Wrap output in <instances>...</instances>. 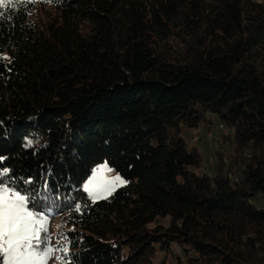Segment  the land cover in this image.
Instances as JSON below:
<instances>
[{
	"label": "trees",
	"instance_id": "trees-1",
	"mask_svg": "<svg viewBox=\"0 0 264 264\" xmlns=\"http://www.w3.org/2000/svg\"><path fill=\"white\" fill-rule=\"evenodd\" d=\"M8 15L0 167L75 228L74 264H264V1L37 0ZM212 116L232 151L206 174L183 128ZM105 162L128 183L92 203L82 186Z\"/></svg>",
	"mask_w": 264,
	"mask_h": 264
},
{
	"label": "snow or ice",
	"instance_id": "snow-or-ice-1",
	"mask_svg": "<svg viewBox=\"0 0 264 264\" xmlns=\"http://www.w3.org/2000/svg\"><path fill=\"white\" fill-rule=\"evenodd\" d=\"M36 2L37 0H0V19L11 18L8 12ZM2 59L4 57H0ZM32 146L33 141L27 140L25 147ZM4 159L0 157V164ZM112 171L105 162L93 169L83 184V191L92 203L107 199L117 188L128 183L119 174H105ZM20 180L25 185L33 184L30 177ZM44 189L48 190L47 183ZM48 199L49 197L41 198L38 190L29 192L27 188L19 189L12 169L0 167V264H48L54 256L60 264H74L73 254L70 252L72 241L68 232L75 231V228L53 234L49 231L53 213L37 210ZM82 210V205L76 203L74 211L80 213ZM62 227L63 225H57L58 229ZM53 239L56 240L55 244Z\"/></svg>",
	"mask_w": 264,
	"mask_h": 264
},
{
	"label": "rangeland",
	"instance_id": "rangeland-1",
	"mask_svg": "<svg viewBox=\"0 0 264 264\" xmlns=\"http://www.w3.org/2000/svg\"><path fill=\"white\" fill-rule=\"evenodd\" d=\"M212 119L213 122L211 124L201 123V125L196 128H183V136L187 142L188 147L191 148L193 146H196L201 152L203 160V167L201 172L206 174L215 173L216 162L218 158L217 154L219 152L227 153L232 151L231 141L228 140V143L223 141L224 136L226 137L229 134H232V129L230 127L221 128L220 122L217 117L212 116ZM110 168L113 169L112 167ZM105 174L108 176H114L119 173L113 169L112 172H107ZM57 225H62V218L54 217L52 215L49 225V231L53 234L57 233L59 231ZM52 242L53 244H55L56 240L53 239ZM173 251L174 254H179L182 257L180 249L175 244L173 245ZM59 263L60 262L55 259V256L48 261V264ZM176 263H178L177 258L170 257V259L168 260V264Z\"/></svg>",
	"mask_w": 264,
	"mask_h": 264
},
{
	"label": "built area",
	"instance_id": "built-area-1",
	"mask_svg": "<svg viewBox=\"0 0 264 264\" xmlns=\"http://www.w3.org/2000/svg\"><path fill=\"white\" fill-rule=\"evenodd\" d=\"M220 127L223 128L224 127L223 124H220Z\"/></svg>",
	"mask_w": 264,
	"mask_h": 264
}]
</instances>
